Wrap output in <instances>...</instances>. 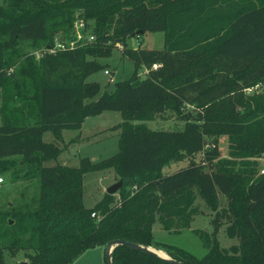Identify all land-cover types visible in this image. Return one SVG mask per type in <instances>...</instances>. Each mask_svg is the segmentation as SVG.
<instances>
[{
	"label": "trees",
	"instance_id": "1",
	"mask_svg": "<svg viewBox=\"0 0 264 264\" xmlns=\"http://www.w3.org/2000/svg\"><path fill=\"white\" fill-rule=\"evenodd\" d=\"M78 14L88 30L84 40L50 51L57 37L76 39ZM147 31H164L163 47L128 45L133 33ZM119 43L134 72L100 93L101 84L88 76L105 68L100 57ZM143 66L150 70L140 77ZM262 81L264 0H5L0 173L23 171L36 178L39 191L0 206V264L6 249L13 255L25 250L30 264H73L87 248L114 238L153 245L189 264H264V172L235 161L259 151L258 139L264 138V91L244 92ZM185 103L193 104L196 114L182 129L134 122L167 104L180 111ZM222 106L230 111L226 118ZM107 109L124 117L110 127L120 128V149L108 159L123 179L121 202L112 204L115 194L106 192L86 206L84 175L105 162L88 156L79 165L46 161L57 160L65 128H81L87 116ZM221 123L230 157L216 146L204 149L205 135ZM47 130L54 141L44 140ZM197 151H203L202 160L188 157L186 165L163 173L170 159ZM132 178L139 184L135 190L127 188ZM217 192L227 199L226 233L238 242L219 244L220 221L214 217L211 232L194 229L207 249L201 256L155 238L156 220L168 230L189 227L197 213L196 194L216 207ZM112 256L113 264H176L126 244L116 245Z\"/></svg>",
	"mask_w": 264,
	"mask_h": 264
},
{
	"label": "rangeland",
	"instance_id": "2",
	"mask_svg": "<svg viewBox=\"0 0 264 264\" xmlns=\"http://www.w3.org/2000/svg\"><path fill=\"white\" fill-rule=\"evenodd\" d=\"M5 0H0V5L4 4ZM79 21L82 20L81 15H77ZM84 22V21H83ZM90 22H93L90 19ZM88 30L83 31L84 38ZM72 34L77 36L76 25L72 29ZM84 40V39H82ZM128 45L134 47H163L165 41L164 31H147L140 35H132L127 40ZM27 50L33 48L26 47ZM39 55L40 51H35ZM123 44L119 43L113 47L110 55L100 57V60L106 64L105 68H101L88 76V80H96L101 84L100 93L105 90H114L116 81L128 79L134 72V64L128 58L123 56ZM108 69L110 73H105ZM145 67L143 66L138 72L140 77H144ZM264 91V81L253 86L252 89H244L247 93H258ZM3 96V90L0 88V103ZM97 98L94 97V99ZM229 98H225L223 102H227ZM234 100V99H233ZM233 102V101H232ZM226 108V109H225ZM222 112L225 111V118L230 114L228 107H220ZM196 114V108L193 104L185 103L180 111H176L171 104H167L160 112H150L149 116L142 119H134L138 124H145L154 129L175 130L182 129L185 126L186 118L191 119ZM185 118H183V117ZM123 114L119 110L107 109L101 113L89 115L86 117L81 128H65L63 130V138L60 142L62 150L59 153L57 160H48L46 164L51 165L57 162L70 165H79L83 157H90L93 161L105 162V167L100 170H91L84 175V203L86 206H93L107 192V187L112 183L122 179L121 175L116 171L114 166H109L110 157L115 155L120 149V128H110L112 125L123 120ZM1 122V117H0ZM225 123L217 126H212L210 132L205 135L204 149H210L216 146L221 153V156L230 157L228 153V133L224 129ZM46 141H54L56 139L52 130H47L43 134ZM259 151L255 150L250 155L235 158L238 166H249L256 173H261L260 169L264 167V160L260 159L264 151V138L258 139ZM188 157L196 161L203 158V151H197L191 155H185L182 158L170 159L168 164L163 168V173H171L180 166L188 163ZM15 158H20L16 155ZM107 164V165H106ZM204 168L207 166L205 164ZM4 177V181L0 182V206L6 207L7 201H17L22 194L31 196L39 191V182L36 178H26L23 171H19L17 176H14L12 171L0 173ZM127 185V188L135 190L138 188V181H134ZM122 186L114 192L115 199L112 204L121 202ZM218 205L216 207L209 206L205 199L196 194L193 205L197 208V213L194 214L189 227L182 228L179 231L175 229L168 230L163 227L161 221L156 220L153 225L154 236L157 240L175 243L186 248L197 256H201L206 252V247L197 233L195 228H200L211 232L213 230V217L220 221L217 229V239L221 246L227 247L230 244L238 242L236 237L229 236L226 233V196L217 192ZM98 210V215L101 214ZM161 250V249H160ZM21 260L30 262L25 250H20L16 254H12L8 249L5 250V264H18ZM73 264H107L106 245H97L87 248L81 252L74 260Z\"/></svg>",
	"mask_w": 264,
	"mask_h": 264
},
{
	"label": "water",
	"instance_id": "3",
	"mask_svg": "<svg viewBox=\"0 0 264 264\" xmlns=\"http://www.w3.org/2000/svg\"><path fill=\"white\" fill-rule=\"evenodd\" d=\"M140 32H142V31H140ZM132 35H136V34L133 33ZM122 184H123V179H120L117 182L112 183L110 186L107 187V192H109V193L116 192V190H118ZM11 222H12V220H11ZM118 244H126V245H129V246L134 247V248H138L141 250H145V251L155 253L161 257H164L166 259H169V260L175 262L176 264H189V263L183 262L181 260H177V259L171 257L169 254L168 255L160 254L156 249L153 248V247H155L153 245H147V244H143L140 242L127 240L124 238H114V239H111L107 242V244H106L107 264H113L112 252H113V249L115 248V246ZM155 248H157V247H155ZM158 249H160V248H158ZM18 264H30V262H28L27 260H21L18 262Z\"/></svg>",
	"mask_w": 264,
	"mask_h": 264
},
{
	"label": "built area",
	"instance_id": "4",
	"mask_svg": "<svg viewBox=\"0 0 264 264\" xmlns=\"http://www.w3.org/2000/svg\"><path fill=\"white\" fill-rule=\"evenodd\" d=\"M76 32H77V36L76 39H72V40H68V41H62L59 37L56 38L55 40V45L52 48H49L50 51H56L57 48H67V47H75L82 39H84V35H83V31L85 28V24L83 22V20L79 21L77 20L76 23ZM94 39V35L90 34L88 36V40H93ZM159 63L156 62L152 65V68H158L159 67ZM150 70V68L148 66H145L144 69V73H148ZM105 73H110V71L108 69H105ZM246 89H252V87H248ZM260 159L264 160V151L262 152V155L260 156ZM261 173L264 172V167H262L260 169ZM4 181V177L0 176V182ZM93 216H97L98 213L97 212H92Z\"/></svg>",
	"mask_w": 264,
	"mask_h": 264
},
{
	"label": "bare ground",
	"instance_id": "5",
	"mask_svg": "<svg viewBox=\"0 0 264 264\" xmlns=\"http://www.w3.org/2000/svg\"><path fill=\"white\" fill-rule=\"evenodd\" d=\"M154 249H156L160 254H163V255H168L166 252H164L163 250H160V249H157L155 247H153Z\"/></svg>",
	"mask_w": 264,
	"mask_h": 264
},
{
	"label": "crops",
	"instance_id": "6",
	"mask_svg": "<svg viewBox=\"0 0 264 264\" xmlns=\"http://www.w3.org/2000/svg\"><path fill=\"white\" fill-rule=\"evenodd\" d=\"M164 251V250H163ZM165 252V251H164Z\"/></svg>",
	"mask_w": 264,
	"mask_h": 264
}]
</instances>
